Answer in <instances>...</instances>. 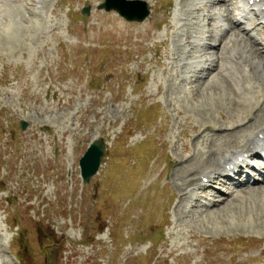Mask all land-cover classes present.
<instances>
[{
    "label": "rangeland",
    "instance_id": "rangeland-1",
    "mask_svg": "<svg viewBox=\"0 0 264 264\" xmlns=\"http://www.w3.org/2000/svg\"><path fill=\"white\" fill-rule=\"evenodd\" d=\"M103 1L0 0V264H264V184L231 197L230 186L212 185L201 202L183 199L264 125V73L247 72L257 54L223 63L240 68L250 95L216 71L197 82L207 72L193 73L195 65L216 50L190 45L189 27L180 37L175 18L193 14L192 40L201 26L212 29L203 17L219 7L143 0L159 19L150 33L154 19L128 23L99 11ZM241 38L228 41L229 55L256 51ZM101 137L103 165L83 184L79 161ZM188 166L198 171L183 173Z\"/></svg>",
    "mask_w": 264,
    "mask_h": 264
},
{
    "label": "bare ground",
    "instance_id": "bare-ground-1",
    "mask_svg": "<svg viewBox=\"0 0 264 264\" xmlns=\"http://www.w3.org/2000/svg\"><path fill=\"white\" fill-rule=\"evenodd\" d=\"M252 1H254V3L251 5L250 3ZM210 2H211V7H212V6L220 5L221 3L229 2V0H215V1H210ZM263 2H264V0H247V3H246V1L240 0V4H239L240 7L239 8H240V12H241L240 13L241 19H243V20L249 19L250 18V14L248 13L249 11H251L254 16H257V17L261 16L264 19V3ZM202 7L203 6H201L199 8H196V9H199L198 11H200V10L202 11L203 10ZM224 12L226 14H223L219 18L215 19L214 17H209V19H212V21L214 20L216 22L217 28L220 29L221 31L223 29L232 31L234 27L236 28V25L242 24L238 20H236L235 23H234V20L230 17L229 10L224 9ZM190 15H185L184 14V16H182V18L180 19V21L183 22V25H182L181 28H184V27L188 28L191 25L190 24ZM226 21H228L229 24H226ZM230 24H234V27L232 25H230ZM257 27H259V26H256V29H257ZM170 28L173 29L174 26H172ZM115 29H116V27H114V30ZM147 30L148 31L150 30L149 27H148ZM209 33H210V35H209L210 42L219 43L218 47L221 45L219 47L220 55L219 56H217V55L210 56V57L206 58L205 60L200 61L197 64V66L194 67L193 73H204L205 71L207 72L206 76L198 77L197 78V82L201 81L202 79H204V77L205 78H209L212 75V73H214L216 71L218 73L216 75H219V77L222 75V76H225L230 81H232V83H234V86L237 87L238 91H240L241 93H245L247 95H250V93H252V92H248L247 91V93H246V91H244V88H243V86L241 84V82H243V80L246 79V77L241 74L240 68L236 69V70H233L231 72V69L228 66L224 67L223 63H227L229 60H234V59L237 62L242 63V62H244V60L242 58H245V56L248 55L246 53H249V55H253L254 53H256L258 57L253 58L254 60L255 59H260V60L263 59L264 60V49L256 47L257 44H258V43H256L257 41L252 36H249V40H250L251 44L256 48V51H254L253 47H246V48L244 47V49L246 51L236 50V49L234 50V48H232L231 49L232 53L229 55V53L227 51V49L230 48L228 41L238 43L240 37L237 35V37L235 39L225 40V39H223L222 35L221 36L219 35V33H217V35L215 36L214 35L215 31L209 32ZM263 36H264V30H263ZM201 40H203V38ZM241 40H243V37L241 38ZM166 43H164L163 45L165 46ZM190 43H191V40H190ZM198 46L203 47L205 50L208 49V48L213 47L211 44H206V43H203L202 45L200 43H198ZM243 53H245V55H243ZM227 54H228V57L226 58L225 55H227ZM260 60L259 61L255 60V64H251L252 66L254 65V68H252V66H250L249 74L251 73V71H252V73L255 74L259 70H261V73H264V62L260 61ZM244 70H245V68H244ZM208 72H212V73H208ZM238 74H240L239 75L240 79H239V77L237 78ZM249 99L251 100L250 97H249ZM250 100L247 101V102H249L248 105L250 104ZM261 112H262L261 120H259L258 123L264 122V107H263V110L261 109ZM241 126H242V123L241 124L238 123V126H236V128H240ZM205 130H208V129L205 128ZM217 131L218 132L220 131V133L215 134V136L216 137L217 136L220 137V134L223 132V130H217ZM216 137H214V138H216ZM220 139H221V137H220ZM231 139H232L231 135H229L227 137H223V141L225 143H228L229 145L231 143ZM207 140L208 141H210V140L213 141V138L211 137V138H209ZM249 143L250 144L248 146L242 147L241 150L230 151V152H228V155H225V156L222 157L221 162H219V168H220L219 171L221 173L219 171L208 172V173L206 172L205 174H207V175H203V177L201 178V181L198 180L194 184L192 183L191 186L194 187L193 194H191L189 192V187L188 188L186 187L187 189L185 188L184 195H183L184 201H185V199H189V200H191L193 202H198V201L200 202L201 193H204L206 191V189L211 187L212 184L218 185V184L221 183V184L226 186V185L229 184V182H232L233 180L230 179L229 174L233 173L234 175H238V174H240L242 172L241 166H243L246 163L245 155H247V154L252 155V156L260 155V153H258V150H256V149L259 146H264V125L260 129H258V131L255 134H253L251 136V140H250ZM183 152H187V146L184 148ZM201 153H202V151H199V153L196 156H194V158L195 157H197V158L200 157ZM241 158H243V161L239 162ZM188 159L190 160V158H188ZM198 159H200V158H198ZM189 160H187V161H189ZM199 161H198V163H200ZM199 166H201V165L199 164ZM193 168L195 169L196 167L188 166L186 168V170H184V169L183 170L181 169V170L183 171V173L184 172L185 173H188V172L189 173H196L195 171L197 169H195V171H194ZM203 178H208V182L204 183ZM249 180L250 179H248V181H246L244 184H242V182H239V185H241V186L246 185L247 182L248 183L250 182ZM263 181H264V179H263ZM258 187H261V186L260 185L259 186H255V187H252V189L249 188V189H246V190L251 191L253 189H258ZM259 189H261V188H259ZM233 194L231 196H233ZM212 206L213 207L214 206H218V204L217 203H213L211 205V207Z\"/></svg>",
    "mask_w": 264,
    "mask_h": 264
},
{
    "label": "water",
    "instance_id": "water-1",
    "mask_svg": "<svg viewBox=\"0 0 264 264\" xmlns=\"http://www.w3.org/2000/svg\"><path fill=\"white\" fill-rule=\"evenodd\" d=\"M118 2V4L114 5H111V3L109 2V4L106 5V8L117 9L123 16L131 20H143L148 14V11H143V14L141 16L131 13L133 11V8L139 3H127L123 0H119ZM23 126L25 127L26 124L24 125L23 123ZM105 152L106 143L104 139L95 140L89 147L84 157L81 159L80 166L82 169V177L85 183L90 182L91 178L98 172Z\"/></svg>",
    "mask_w": 264,
    "mask_h": 264
},
{
    "label": "clouds",
    "instance_id": "clouds-1",
    "mask_svg": "<svg viewBox=\"0 0 264 264\" xmlns=\"http://www.w3.org/2000/svg\"><path fill=\"white\" fill-rule=\"evenodd\" d=\"M11 241V237L10 236H6L4 239V243H10Z\"/></svg>",
    "mask_w": 264,
    "mask_h": 264
}]
</instances>
